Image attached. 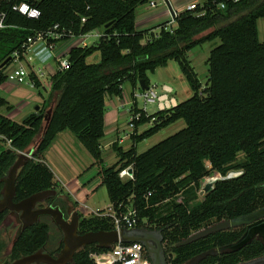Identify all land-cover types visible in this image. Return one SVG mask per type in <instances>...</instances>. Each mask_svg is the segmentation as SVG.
Returning a JSON list of instances; mask_svg holds the SVG:
<instances>
[{
  "label": "trees",
  "instance_id": "1",
  "mask_svg": "<svg viewBox=\"0 0 264 264\" xmlns=\"http://www.w3.org/2000/svg\"><path fill=\"white\" fill-rule=\"evenodd\" d=\"M21 1L39 9L40 16L33 19L15 11L13 5ZM147 2L0 0V13L5 14V26L0 30V86L7 81L13 54L17 52L24 59L30 39L38 33L57 25L58 32H65L60 40L49 38V42L57 43L101 31L92 45L69 48L65 54L68 67L51 76L44 104L21 122L3 114L12 106L0 96V198L3 180L19 155L26 153L29 157L16 172L14 201L55 190L56 194L40 202L39 207L58 206L64 216L71 215L77 210V203L68 193L58 190L54 173L44 161L45 153L59 133L70 131L95 163L102 165L105 99L122 98L126 83L143 91L139 82L143 80L149 86V75L174 60L193 94L174 107L149 115L135 103L133 111L141 116L134 121L131 145L125 149L117 142L111 144L118 160L110 167H102L101 185L107 191L112 211L119 214L130 206L134 208V228L159 231L162 243L170 247L168 261L182 264L197 254L235 242L244 229L218 231L187 245L178 243L214 223L264 207V41L258 32V21L264 19V0H206L192 10L173 14V24L167 21L138 31L136 9ZM215 39H219V44L206 60L208 77L203 87L187 52ZM95 52H99L100 61L88 63L87 57ZM29 79L35 87L41 85L33 71ZM48 110L50 119L45 127ZM179 120L184 121L183 128L137 152V144ZM150 122L149 128L138 132L141 125ZM239 155L244 160L235 164ZM129 166L133 179L120 178L119 171ZM230 170L243 173L231 180L217 181L202 200L198 199L204 178L213 172L225 176ZM77 213L79 234L115 229L109 216ZM10 216L19 227L17 216L7 210L0 212V227ZM16 234L17 231L4 264L46 251L50 225L39 219L18 237ZM62 246L61 240L48 253L57 252ZM113 246L86 245L75 252L68 264H102L99 257ZM2 249L0 242V254ZM263 250L261 242L254 241L237 252L208 256L201 264H235L256 257Z\"/></svg>",
  "mask_w": 264,
  "mask_h": 264
},
{
  "label": "rangeland",
  "instance_id": "2",
  "mask_svg": "<svg viewBox=\"0 0 264 264\" xmlns=\"http://www.w3.org/2000/svg\"><path fill=\"white\" fill-rule=\"evenodd\" d=\"M196 1L198 3H203L206 0H196ZM185 3L186 2L183 1L182 6H184ZM163 5H166L165 1L160 0V4H157L156 9L162 7ZM144 6L145 4L138 6L137 8L143 9ZM152 10L155 9L151 8V11ZM94 33H101V31L100 29H98L95 30ZM96 40L97 37H93V36H89L86 38V42L88 45H92L94 42H96ZM218 44H219V39H215L211 42H206L202 45L196 46L187 52V57L189 59V62L192 68L194 69L195 73L197 74L203 87L205 86L208 77V65L206 63V60L209 56L210 51ZM99 61H100V54L98 52L87 57L88 63H98ZM14 65L15 64H12L7 70L12 68ZM149 76H150L151 84L157 83L159 86L163 83L170 84L175 90L174 96L176 97V100H178V102H182L188 99L193 94V91L188 81L182 74L178 63L174 60L169 61L166 66L157 68L156 71L153 74H150ZM7 83L10 82L7 81ZM124 86H125L126 94L129 95V92L131 91L130 84L126 83ZM113 99L118 100L115 97H113ZM136 99H137L136 102L138 108H142L143 107L142 98L138 96ZM156 111H157L156 106L153 105L147 106V112L149 114H152ZM151 125L152 122L141 125L138 128V132L144 131L145 129L149 128ZM184 126L185 123L183 120H179L175 123L170 124L169 126L163 128L157 134L153 135L149 139H145L144 141L137 144V152L141 153L145 151L146 149L155 145L162 139L174 134ZM131 131L132 130L128 125V118L125 117L120 119L118 124L117 135L123 138L122 139L123 142L121 143V145L125 149L129 148L131 145L130 135H129ZM111 137L112 136L106 134L101 141L103 148L102 165H98L95 163L93 157L84 148V146L77 140L76 136L72 132L64 131L61 137H59L57 140L56 144L60 148H64L65 150H71L73 154L72 163L75 165V172H69L68 174L70 176H68V178H71V180H73V182H75L76 184H79V186H83L90 195L88 200L82 199L80 201L83 203L81 208L79 205H77L76 212H81V214L84 216L96 215V213H100V211L104 212L101 214H108V212H110L109 207L111 206L110 205L111 203L105 187L101 185L102 182L101 171H102V167L105 168L110 167L118 160V157L116 156V153L114 152L112 146L107 145L109 141H111ZM69 155L71 156V154ZM243 157H244L243 155H239L235 164L241 163L244 160ZM206 166L207 168H210L208 163L206 164ZM54 171L56 170L54 169ZM216 176H219V173L217 172L211 173L209 176L203 179L201 186L204 185V182L206 180ZM57 187H59L58 189L61 190V192L68 193L64 188L61 187V185L60 186L57 185ZM68 195L72 199V196L69 193ZM203 197L204 195H202L201 191H199L198 199L202 200ZM71 215L67 213L65 216L66 219L69 220L71 218ZM39 219L47 222L50 225V239L48 241V245L46 249L48 251H54L58 247L59 242L62 240L63 234L61 230L56 226V224L54 223L53 219L50 216H41ZM16 224L17 223L15 218L13 216H10L6 218V220L0 227V242L3 243V249L0 254V264H4L5 262L8 261L7 256L10 250V244L18 228ZM144 224L145 226L148 225L146 223ZM163 246L167 251L170 250L168 244H163ZM11 263L12 262L10 261L9 264Z\"/></svg>",
  "mask_w": 264,
  "mask_h": 264
},
{
  "label": "water",
  "instance_id": "3",
  "mask_svg": "<svg viewBox=\"0 0 264 264\" xmlns=\"http://www.w3.org/2000/svg\"><path fill=\"white\" fill-rule=\"evenodd\" d=\"M110 24L111 23L109 22L104 27H108ZM139 84L142 90H145L148 87L144 84L143 80H141ZM49 119L50 110H48L47 115L45 116V127L47 126ZM28 157L29 156L26 153L20 154L16 162L11 167L8 176L3 180L4 187L2 189V196L0 198V212L7 210L10 214L17 216L19 227L16 237H18L21 231H23L25 228L36 223L41 216H50L63 234V246L54 255L44 252L43 250H39L31 255L19 258L13 261L11 264H68L72 261L75 252L86 245L97 244L99 247L104 248L120 242H139L144 246L151 264H167L162 252L163 237L157 230H148L144 228H122L120 230H99L79 234V216L76 211H74L71 215V218L67 220L63 211L58 206L48 205L36 207L38 203L45 200L48 196L55 195V190L37 192L19 202H15L14 196L16 192V172L23 160L27 159ZM128 171L131 172L132 169L130 168ZM242 173V170H230L225 176L219 175L209 178L204 182L201 194L205 195L206 193L210 192L217 181L231 180L239 177ZM259 218H264V207L248 215L214 223L200 231L191 234L188 238L178 243V246L187 245L195 240L218 231L250 224ZM249 230L250 228H248L247 233ZM247 239V234H245L234 243L221 246L219 248H213L195 256L192 259V262H196L207 255L215 254L217 252L235 251L243 246Z\"/></svg>",
  "mask_w": 264,
  "mask_h": 264
},
{
  "label": "crops",
  "instance_id": "4",
  "mask_svg": "<svg viewBox=\"0 0 264 264\" xmlns=\"http://www.w3.org/2000/svg\"><path fill=\"white\" fill-rule=\"evenodd\" d=\"M164 1L166 5H163L158 9H156V7L157 4H160V0H148L143 9H136V29L138 31L158 26L163 22L171 21L173 14L184 11V8H186L187 5L191 3L198 4L196 0ZM183 1L186 2L184 6H182ZM151 3H155V6H152ZM151 8L155 10L151 11ZM258 32L259 39L261 41H264V19H260L258 21ZM90 36L97 37L94 31L90 34ZM71 42V40L57 42L54 48V53L56 55L66 54L69 48L72 46ZM43 51L44 48H42V45L37 44L36 49L34 51L32 50L27 52V54L24 56V59H22V61L26 63L25 65H27L29 70L31 72L33 71L34 74L37 67H42L44 76H37L41 84L39 87H35L30 79H28L26 83L21 84L11 82L7 83L6 81L0 86V96L3 97L12 106L9 111L3 112L2 109L0 111L16 122H21L28 114L38 111L44 104L45 99L48 97L51 76L57 72V63L54 59V56L51 58L47 57V59H45L44 62L41 63L39 61V55ZM162 85L169 86L173 89V87L168 83H163L160 86ZM130 90L131 91L129 92V95L126 94L124 86L122 98L115 97L118 100H114L113 96L107 97L105 99V103L107 106V111L104 117L105 135L108 134L112 136L111 141H109L107 145H111L113 142H118L119 145H121V143L123 142V138L117 135L119 121L122 118L129 117L130 110L134 109L133 105L135 103L136 107L138 108L136 102L137 99L134 97V95H136L138 91L134 90L132 87ZM174 93L175 90L173 89L172 97H174L176 103H178V100H176ZM133 98H135V100H133ZM62 134L63 132L57 135L52 145L45 153L44 161L54 173V176L57 179H55L57 185H61V187L64 188L72 196L73 201H75L81 208L83 203L80 201L82 199L88 200L90 195L83 186H79V184L73 182L71 178H68V176H70L68 174L69 172H75V165L72 163V151L60 148L56 144L58 138L61 137ZM69 154H71V156ZM54 169L56 171H54Z\"/></svg>",
  "mask_w": 264,
  "mask_h": 264
},
{
  "label": "built area",
  "instance_id": "5",
  "mask_svg": "<svg viewBox=\"0 0 264 264\" xmlns=\"http://www.w3.org/2000/svg\"><path fill=\"white\" fill-rule=\"evenodd\" d=\"M151 5L155 6V3H151ZM195 6V3H191L187 5L185 9L192 10L195 8ZM221 7H223V5ZM13 9L28 18L34 19L40 16L39 9L34 6H31L27 1L15 3L13 5ZM4 18L5 14L0 13V30L3 29L5 26ZM173 22L174 19L172 16L171 23ZM57 30L58 26L55 25L53 29L45 33H38L34 38L30 39L25 55L29 51H34L37 47V44H40L42 45V48H44V51L41 52V54L39 55V61L41 63L44 62L47 57L51 58L54 56V59L57 63V70L66 69L69 65L67 57L65 56V54L56 55L54 53L56 43L49 42L50 37L55 40H60L65 35L64 31L58 32ZM90 34L91 33L86 34L85 36L77 39L73 38L71 45L73 46L79 44L85 46L86 38L90 36ZM98 35L99 34L96 33V36ZM12 64L15 65L9 70H7V81L16 84L26 83L29 79L31 71L29 70L28 66L25 65L26 63L22 61V59H20L19 54L17 52L13 54V59L8 68ZM43 73L44 72L42 67H37L35 69L36 76L43 77ZM158 88L159 85L157 83L150 84L145 90L138 92L136 95H134L135 98H137L138 96L142 98L143 107L140 108V110L146 115H149V113L147 112V106L149 105L156 106L157 111L166 110L177 105L175 98L172 97L173 89L171 87L162 85L160 86V90ZM140 116V112L136 113L133 111V109L130 110V114L128 117V125L131 130L134 128V121L137 120ZM9 143L10 141H7V145H9ZM130 168L132 169V167L129 166L125 169L120 170L119 177L122 179H133V170L131 172L128 171ZM202 187L203 185L201 186V190ZM149 195L150 193L146 197H148ZM136 214V210L131 206L128 207L125 212H121L119 214H116V212L112 211L111 208L108 214L96 213L97 216L111 217L113 220L114 227L117 230H120L122 228L133 229L137 223ZM99 259L102 261V264H151V261L147 256V252L144 246L139 242L117 243L113 246L110 251L102 254Z\"/></svg>",
  "mask_w": 264,
  "mask_h": 264
},
{
  "label": "flooded vegetation",
  "instance_id": "6",
  "mask_svg": "<svg viewBox=\"0 0 264 264\" xmlns=\"http://www.w3.org/2000/svg\"><path fill=\"white\" fill-rule=\"evenodd\" d=\"M42 204V203H41ZM39 205H40V203H38L37 205H36V207H39ZM259 209H261V208H259ZM258 210V209H257ZM256 211V210H255ZM9 212V211H8ZM10 214V213H9ZM235 228H242V229H244L243 230V233H242V235L240 236V238L242 237V236H244L245 234H247V237H248V239H247V241H246V243L243 245V246H241L239 249H237V250H235V251H223V252H217V253H215V254H210V255H207V256H205V257H203L202 259H200V260H198V261H196V262H192V259L195 257V256H197V255H199V254H197V255H195V256H193V257H191L190 259H187L186 261H184L182 264H201V262H202V260H204V259H206L208 256H219L220 254H223V253H231V252H237V251H239L241 248H243L244 246H246L247 244H249V243H252V242H254V241H258V242H261V244L263 245V248H264V218H259V219H257V220H255V221H253L252 223H250V224H245V225H241V226H239V227H235ZM248 228H250V230H249V232L247 233V231H248ZM229 229H231V228H229ZM228 230V229H227ZM239 238V239H240ZM238 239V240H239ZM238 240H236V241H238ZM235 241V242H236ZM232 243H234V242H232ZM219 248V247H218ZM162 249H163V255H164V257H165V261H166V263L167 264H171L169 261H168V259L170 258V256H171V253H170V251L168 250H166L165 249V247L163 246V243H162ZM213 249V248H212ZM167 251V252H166ZM209 251V250H208ZM44 252H48V250H46V251H44ZM56 252H53L51 255H54ZM203 253V252H202ZM201 254V253H200ZM210 264V263H209ZM212 264H219V263H212ZM235 264H264V250H263V253L262 254H260V255H258V256H256V257H253V258H251V259H246V260H240V261H238V262H236Z\"/></svg>",
  "mask_w": 264,
  "mask_h": 264
}]
</instances>
